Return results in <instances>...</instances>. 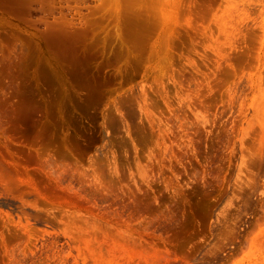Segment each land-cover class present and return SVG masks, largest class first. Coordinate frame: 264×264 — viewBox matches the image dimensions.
<instances>
[{
	"label": "rangeland",
	"instance_id": "1",
	"mask_svg": "<svg viewBox=\"0 0 264 264\" xmlns=\"http://www.w3.org/2000/svg\"><path fill=\"white\" fill-rule=\"evenodd\" d=\"M232 1L0 0V264H264V3Z\"/></svg>",
	"mask_w": 264,
	"mask_h": 264
},
{
	"label": "bare ground",
	"instance_id": "2",
	"mask_svg": "<svg viewBox=\"0 0 264 264\" xmlns=\"http://www.w3.org/2000/svg\"><path fill=\"white\" fill-rule=\"evenodd\" d=\"M228 1V4H226L225 5V7H236V3H234V1H232V0H227ZM244 1V0H243ZM248 1H251V0H248ZM253 1H255V0H253ZM257 2H261V3H264V0H256ZM239 3V2H238ZM250 3V2H249ZM172 8V7H171ZM168 9V8H167ZM264 12V11H263ZM165 13V12H164ZM168 13V12H167ZM244 14H245V12H244ZM166 15V14H165ZM229 15H230V13H229ZM231 16V15H230ZM250 16V15H249ZM248 15L246 16V17H249ZM166 18V17H165ZM251 18V17H250ZM226 19H229V18H227V17H225V16H222V19H221V21H222V25H221V27H222V31H224V32H226L227 34H228V32H230L232 29H233V27H232V24H231V27H232V29L231 30H228L227 28H228V25H227V22H226ZM244 19V18H243ZM246 20V19H245ZM231 21V20H230ZM232 23V22H231ZM233 33H235L234 32V30H233ZM140 167V166H139ZM140 170V169H139ZM141 171V170H140ZM140 171H139V173H140ZM142 172V171H141ZM138 173V174H139ZM138 177H140V175L138 176ZM134 186V185H133Z\"/></svg>",
	"mask_w": 264,
	"mask_h": 264
}]
</instances>
